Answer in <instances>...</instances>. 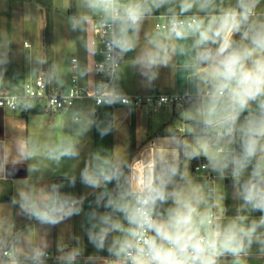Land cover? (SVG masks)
<instances>
[{"label":"clouds","instance_id":"9594fccd","mask_svg":"<svg viewBox=\"0 0 264 264\" xmlns=\"http://www.w3.org/2000/svg\"><path fill=\"white\" fill-rule=\"evenodd\" d=\"M79 7L68 26L83 34L77 39L89 58L102 59H73L68 71L74 81L85 80L96 107L74 113L70 136L43 145L21 139L14 154L0 144V175L27 172L10 198L18 216L49 230L81 217L83 235L58 237L52 252L49 232L25 231L0 216V264H249L252 256L264 258V0H79ZM152 20L161 23L149 29ZM8 47L0 45V84ZM122 65L134 69L147 90L163 70L175 73L186 126L169 128L131 159L97 150L78 173L32 181L47 168L42 160L59 166L80 159V137L93 127L101 138L109 135L117 106L131 109ZM63 74L53 63L46 78L63 86ZM76 95L71 90L65 99ZM34 96L29 90L9 104L28 110ZM166 102L165 96L158 101ZM98 107L116 112L101 119ZM201 157L200 167L214 179L191 175L190 163ZM226 184L234 215L225 208Z\"/></svg>","mask_w":264,"mask_h":264},{"label":"crops","instance_id":"0c3cea01","mask_svg":"<svg viewBox=\"0 0 264 264\" xmlns=\"http://www.w3.org/2000/svg\"><path fill=\"white\" fill-rule=\"evenodd\" d=\"M59 2L60 0H49L48 4L51 12L48 11L47 13L45 8L38 4L36 0H0V45H3L5 41H7L5 37L6 35L3 34L5 29L4 23H15V19L18 18V16H24V14H29L31 11L36 12L39 16H41L44 25H49L50 22H48L47 19L51 14V32L54 33L56 18L58 17L57 7L62 8V6L59 5ZM65 4L71 7L70 15L82 11L79 7V0H65ZM156 22L161 21H149L148 28L151 29L154 27ZM48 29L49 27H46L47 31ZM43 31H45L44 28ZM80 35L83 34L73 32V55L70 58V61L67 60L68 63L66 62V67L62 69L60 68L64 73L61 76V79L64 81L63 86L58 85L55 81L51 83L48 82L52 89L64 90L71 82L75 73L68 70L72 67L71 61L73 58H76L83 63H89L98 58V56L95 58L88 57L85 49L81 46L80 41L77 39ZM41 45L42 50L39 52L30 47L28 43L24 42L23 44V48L28 51V53H26L28 60H33L32 62H35L37 57H41L47 61L46 64L37 66L40 71L33 73L32 68L30 67L28 70L25 68L15 70L11 69V64L16 65V56L20 53V48L19 45L8 43L10 63L7 66L8 70L5 74L4 82L0 84V93L14 94L22 92L24 87L38 76H44L47 80L46 74L49 68L53 63L59 65L60 58L55 55L56 47L53 40L49 42L46 38L42 41ZM48 55L50 58H48ZM122 68L124 70L122 72L120 83L123 90L129 96L178 94L175 86L179 82V77L169 70H163L159 79L156 81L155 88L153 90H147L142 87L141 78L134 69L128 67L127 65H122ZM78 85L84 89L85 80H78ZM89 107H96L93 99L87 98L79 101L76 106L73 107V116L78 109H88ZM117 107L120 111L118 113V118L113 121V130L109 135L101 138L95 130V127H93L87 134L79 138L82 146L80 159L65 160L62 161L59 166L47 160H42V164L47 165V168H42L41 172L34 173L32 181H35L40 176H43V182L59 181L63 179L65 174L78 173L83 167L84 159L90 153L97 150L109 154L115 153L123 155L131 159L134 156L141 155L151 143L167 135V130L169 128L180 131V129H183L187 124V121L183 118L185 108L177 109L174 107H164L159 110H152L149 107H143L141 109L131 108L129 110L126 106ZM65 110L58 113L59 119H57V121L52 120L49 122L43 121L39 123H30L29 117L32 115L36 117L40 114H44V112H46L45 107L44 110L33 107L28 110H23L20 107L19 111L16 112L0 110V144H3L14 154L15 145L21 139L33 138V140L43 145L57 141L54 137L57 133L59 134V139L72 135L75 125L72 123L73 119L70 120L68 118L69 114L67 115V112H64ZM30 112H34V114L28 117L27 114ZM105 112H116V109L104 107L97 108V116L99 118L103 119ZM70 116L73 117L72 115ZM0 158H2V156H0ZM35 162L36 161H31V163ZM13 163V160L9 159L6 167L11 169L13 167ZM27 163L29 162H24L25 169ZM204 163H206V161L203 157L193 160L190 163L191 175L198 181H202L204 179L212 180L208 177L214 175L210 174L207 170L196 171L194 169L196 166ZM16 167L19 168L20 164L17 163ZM25 178H27L26 171H17L14 174L7 172L0 175V216H8L9 218L14 219L17 228L25 231L31 230L38 235H43L45 232H49L48 239L53 245L51 249L52 252H55V242L58 237L63 236L65 240H67L70 233L83 235L80 227L81 217H74L70 221L65 222V224L49 230L46 226H41L34 221H28L25 218L18 216V208L11 204L10 198L16 194L17 188L20 186L18 180ZM222 189L226 195L225 208L227 209V215H234L237 205L232 199L231 186L227 184L222 185ZM76 190L79 189L77 188ZM49 264H52V262L49 261ZM249 264H264V258L252 256L249 258Z\"/></svg>","mask_w":264,"mask_h":264},{"label":"rangeland","instance_id":"374dc122","mask_svg":"<svg viewBox=\"0 0 264 264\" xmlns=\"http://www.w3.org/2000/svg\"><path fill=\"white\" fill-rule=\"evenodd\" d=\"M59 5L62 6V8L57 7V15L59 18H56L54 33L51 32V14L47 19V21L50 22L49 25H44L41 16L33 11H31L29 14H24V16H18V18L15 19V23H4L5 29L3 34L6 35L5 37L7 42L12 43L13 45H19L20 48V53L16 56V65L11 64L12 70L20 68H25L28 70L29 67L33 69L37 68V66H41L37 65L35 62H32L33 60L27 59L26 53H28V51L23 48V44L24 42H26L30 45V47L40 52L42 50L41 43L46 38L49 42H51L52 40L54 42V45L56 47L55 55L60 58L59 67L61 69L66 67V62L68 63L73 55V31L69 30V26L67 23V17L70 15L71 7L65 4V0H60ZM49 12H51L50 9ZM46 27H49L48 31L46 30ZM43 28L45 31H43ZM48 58H50L49 55ZM70 85H72L71 82L65 87V89H68ZM32 102L34 104L33 108H41L44 110V103L37 100H32ZM64 112H67V115L69 114L68 118L70 120L73 119V117L70 116H73V108L65 110ZM58 113H60V111L50 112L46 110L44 114H40L36 117L32 115L34 114V112L28 113L27 116L29 117L30 115H32L29 117L30 123H39L43 121H57V119H59ZM54 137L56 140H59L58 133L55 134Z\"/></svg>","mask_w":264,"mask_h":264},{"label":"built area","instance_id":"2783aa9c","mask_svg":"<svg viewBox=\"0 0 264 264\" xmlns=\"http://www.w3.org/2000/svg\"><path fill=\"white\" fill-rule=\"evenodd\" d=\"M160 23L161 22H156L155 25L160 24ZM73 59H76V58H73ZM101 59L102 57L98 56V58L95 61H98ZM95 79L99 80L101 79V77L95 76ZM71 83L72 85H70L68 89L53 90L44 76H38L34 80H32V82L28 83L24 87V90L22 92L14 93V94L0 93V109L9 110L12 112L19 111L20 107L10 106L9 101L11 100L12 97H27L29 94V90L35 93V96L31 97V99L44 103L45 109L50 112H59L65 109L73 108L74 106H76V104L79 101L83 99H87L88 96H87L86 91L78 85V81H74L73 77L71 79ZM71 90H75L77 95L66 100L65 97L69 95ZM161 96L167 97L166 103L164 104L158 103ZM129 97L132 100L131 108H134V109H141L143 107H149L152 110H159L164 107H174L177 109H184L187 107V105L183 102L182 98L178 94L176 95H146V96L134 95V96H129ZM53 98L56 99L57 101L56 104L51 103V100ZM94 104H95V101H94ZM194 169L196 171L205 170L204 168L200 167V165L196 166ZM208 178L213 179L214 175H211Z\"/></svg>","mask_w":264,"mask_h":264},{"label":"trees","instance_id":"16d2710c","mask_svg":"<svg viewBox=\"0 0 264 264\" xmlns=\"http://www.w3.org/2000/svg\"><path fill=\"white\" fill-rule=\"evenodd\" d=\"M48 1L49 0H36V2L38 3V4H40L41 6H43L44 8H45V10H46V12L48 13V11H49V4H48Z\"/></svg>","mask_w":264,"mask_h":264},{"label":"water","instance_id":"95a60500","mask_svg":"<svg viewBox=\"0 0 264 264\" xmlns=\"http://www.w3.org/2000/svg\"><path fill=\"white\" fill-rule=\"evenodd\" d=\"M0 110H2V111H3V109H0Z\"/></svg>","mask_w":264,"mask_h":264}]
</instances>
